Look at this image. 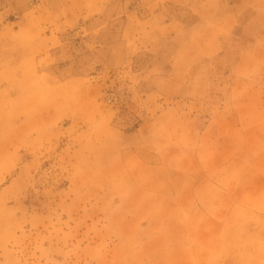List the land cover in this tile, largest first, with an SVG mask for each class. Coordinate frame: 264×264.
<instances>
[{"label":"rangeland","instance_id":"374dc122","mask_svg":"<svg viewBox=\"0 0 264 264\" xmlns=\"http://www.w3.org/2000/svg\"><path fill=\"white\" fill-rule=\"evenodd\" d=\"M49 1L40 7L41 0L19 1L10 18L21 21L31 9V22L8 24L0 35V264L185 263L191 254L179 244L187 239L185 219L158 206L123 165L131 153L123 137L139 126L143 105L181 92L183 74L164 75L167 65L145 51L149 39H137L142 52L127 53L124 17L140 0H123L115 19L99 16L74 28L44 21L55 7ZM198 58L189 49L173 61L182 66ZM225 124L239 119H211L203 144ZM256 140L228 134L211 169ZM258 153L262 169L264 148ZM191 171L202 178L206 170ZM263 203L264 189L253 206Z\"/></svg>","mask_w":264,"mask_h":264},{"label":"crops","instance_id":"0c3cea01","mask_svg":"<svg viewBox=\"0 0 264 264\" xmlns=\"http://www.w3.org/2000/svg\"><path fill=\"white\" fill-rule=\"evenodd\" d=\"M19 1L0 5V35L8 24L31 22V9L21 21L10 18ZM122 1L54 0L44 21L74 28L99 16L115 19ZM137 3L140 8L124 17L127 53L142 52L137 39H149L146 53L167 65L168 78L182 73L183 88L149 98L139 126L124 134L131 148L123 161L129 180L185 219L187 239L179 244L188 245L191 254L183 264H264V203L253 206L264 189L258 153L264 148V0ZM49 4L41 0L39 7ZM26 34L31 37V26ZM189 49L198 53L197 60L182 66L173 61ZM234 115L239 125L212 130L209 144H203L211 119ZM237 131L254 135L255 145L211 169V157L225 150L228 134ZM200 166L206 170L202 178L191 171Z\"/></svg>","mask_w":264,"mask_h":264},{"label":"built area","instance_id":"2783aa9c","mask_svg":"<svg viewBox=\"0 0 264 264\" xmlns=\"http://www.w3.org/2000/svg\"><path fill=\"white\" fill-rule=\"evenodd\" d=\"M113 102H115V103H116V102H117V100H112V99H109V100H108V103H110V104H112Z\"/></svg>","mask_w":264,"mask_h":264}]
</instances>
